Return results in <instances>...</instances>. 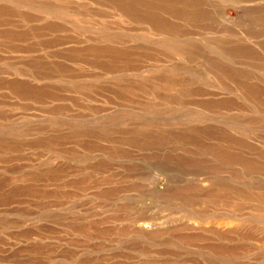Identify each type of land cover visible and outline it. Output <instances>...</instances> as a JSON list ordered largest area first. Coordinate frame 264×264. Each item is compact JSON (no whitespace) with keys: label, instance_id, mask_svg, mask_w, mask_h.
Wrapping results in <instances>:
<instances>
[{"label":"rangeland","instance_id":"rangeland-1","mask_svg":"<svg viewBox=\"0 0 264 264\" xmlns=\"http://www.w3.org/2000/svg\"><path fill=\"white\" fill-rule=\"evenodd\" d=\"M0 264H264V0H0Z\"/></svg>","mask_w":264,"mask_h":264}]
</instances>
